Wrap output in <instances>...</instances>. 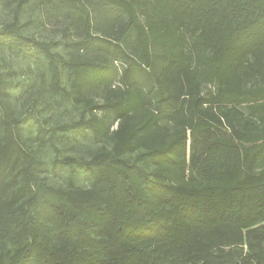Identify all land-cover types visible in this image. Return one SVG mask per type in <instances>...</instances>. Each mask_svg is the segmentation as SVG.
I'll list each match as a JSON object with an SVG mask.
<instances>
[{
    "label": "trees",
    "instance_id": "16d2710c",
    "mask_svg": "<svg viewBox=\"0 0 264 264\" xmlns=\"http://www.w3.org/2000/svg\"><path fill=\"white\" fill-rule=\"evenodd\" d=\"M8 3L0 264H264V0Z\"/></svg>",
    "mask_w": 264,
    "mask_h": 264
},
{
    "label": "rangeland",
    "instance_id": "374dc122",
    "mask_svg": "<svg viewBox=\"0 0 264 264\" xmlns=\"http://www.w3.org/2000/svg\"><path fill=\"white\" fill-rule=\"evenodd\" d=\"M10 0H0V26L4 24L5 22L9 21L12 18V11H11V4L8 3ZM42 19V11L39 7H35L32 9H29L24 15L23 20L27 21L30 20L36 21ZM46 22V21H45ZM42 25L38 26H31V31L36 32V34L40 37H43L47 40H59L61 38V25L56 23V21L52 20L51 22H46ZM46 99H52L54 100V104L52 105L50 110H47L48 114H52L57 118H61L63 120H71L78 118L80 114V106L75 105L71 101H65L59 96H50L48 92H45ZM27 101V95H24L20 103L18 104V107L20 108L22 105H24ZM81 145L83 146H91L96 147L99 145L97 141L90 138H83L81 139Z\"/></svg>",
    "mask_w": 264,
    "mask_h": 264
}]
</instances>
